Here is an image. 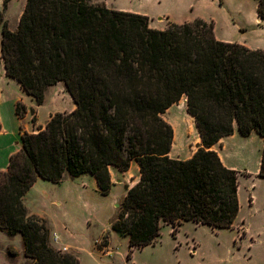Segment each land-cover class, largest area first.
I'll use <instances>...</instances> for the list:
<instances>
[{
  "label": "trees",
  "instance_id": "16d2710c",
  "mask_svg": "<svg viewBox=\"0 0 264 264\" xmlns=\"http://www.w3.org/2000/svg\"><path fill=\"white\" fill-rule=\"evenodd\" d=\"M256 2L264 21V0ZM0 54L6 76L37 105L57 82L75 104L51 114L37 132H24L21 148L0 171V230L21 235L33 264H79L49 243L46 218L22 202L38 178L58 183L64 174L89 173L105 196L109 166L126 171L135 160L139 180L110 221L111 230L128 238L129 260L133 248L156 242L163 223L173 236L185 221L233 227L237 171L211 149L220 138L235 129L242 136L256 131L264 177V49L219 40L213 20L159 29L146 15L104 2L26 0L16 29L1 27ZM182 97L201 139L186 160L168 155L173 129L161 116ZM14 109L20 118L27 111L21 101Z\"/></svg>",
  "mask_w": 264,
  "mask_h": 264
},
{
  "label": "rangeland",
  "instance_id": "374dc122",
  "mask_svg": "<svg viewBox=\"0 0 264 264\" xmlns=\"http://www.w3.org/2000/svg\"><path fill=\"white\" fill-rule=\"evenodd\" d=\"M92 1L106 2L110 9L146 15L153 19L151 27L159 29L166 27L169 17L188 20L199 16L214 21L218 39L264 49V23L263 29H257L255 21L256 0ZM8 5L9 1L6 6L3 1L0 4V39L2 25L8 27L9 18L14 22L19 14L15 9L18 2L11 4L9 12ZM55 85L53 90L63 84ZM4 88L13 94L17 92L12 82H5ZM26 113L32 130H36L34 110L28 111L27 108ZM161 116L179 124L177 128L181 126L188 130L191 139L197 135V127L186 112L184 97ZM234 132L236 138L229 135L221 138L225 146L219 150L227 166L237 171L239 212L232 228H211L188 222L180 228L178 226L173 236L172 227L163 223L156 242L133 248L128 260L127 237L110 228V221L121 207L122 201L115 199L120 195H101L91 185L82 188L81 181L77 180H68L57 186L48 183L37 187V193H31L33 209L59 228L62 242L71 245L66 250H62L65 247L62 245L59 250L75 255L79 264H220L229 256V250L240 259L246 257L252 264H264V177L258 175L263 139L256 131L248 136L240 135L237 129ZM180 138L177 137L176 147H180ZM242 233L244 237L240 238ZM239 242L241 247L237 250ZM0 264H33V260L25 256L23 244L21 248L18 242L0 231Z\"/></svg>",
  "mask_w": 264,
  "mask_h": 264
},
{
  "label": "crops",
  "instance_id": "0c3cea01",
  "mask_svg": "<svg viewBox=\"0 0 264 264\" xmlns=\"http://www.w3.org/2000/svg\"><path fill=\"white\" fill-rule=\"evenodd\" d=\"M2 1L3 0H0V4L2 3ZM14 1L18 2V6L15 9L18 10L19 14H18L16 20H14V22L11 21L10 18L8 20L9 21L8 22V28L12 31L15 30L14 29L15 26H17V24H18L19 17H20V15L24 9L26 0H10L9 5H8V12L11 9V4ZM198 17L199 16H194L193 18H190L188 20H174L173 18L169 17L168 20H169V22L182 23L184 21H191V20L198 18ZM255 18H256L255 21L257 23L256 24L257 29H263L262 24L264 23V21H262L257 16V13H256ZM149 19H150L149 20L150 26H153L152 25L153 19H151V18H149ZM156 28H158V27H156ZM214 32L216 34L215 28H214ZM219 40L231 42V40H225V39H219ZM239 43L247 46L243 42H239ZM247 47H249V46H247ZM249 48H251V47H249ZM251 49H256V48H251ZM5 82L7 84L9 82H12V84H14L16 86L17 92L13 94V93H10L9 91H7L4 88ZM57 84H63V85H59L60 87L58 88V90H55V89L53 90V88H55V86H56L55 84L49 86L48 90L46 91V94H45L44 102L41 105H37L35 103L34 99H32V97L30 95H28L19 86V84L17 83L16 80L6 76L4 65H3V60H2V58L0 59V124H1V130H0V171L1 172L6 171V169L8 167L10 156L13 153L17 152L21 148V146H22V144H21L22 133H24V132H28V133L37 132L39 130L38 129L39 127H41V128L44 127L45 123L48 121L51 114H54L55 112H64V111L70 112L75 108V104H74L71 96L64 89V83L63 82L62 83L57 82ZM17 101H21L23 104H25V106L28 108V111L34 110V112L36 114V120H37L36 130H32V125L30 124L29 118L27 116L28 112L22 118H20L15 113L14 107H15V103ZM173 105H175V104H172L166 110L171 109L173 107ZM42 112L44 113L43 116L41 115ZM191 118L193 119V117H191ZM164 120L173 129V139H172V144H171L170 150L168 152V155L174 159L186 160V159L191 158L193 156L194 152L201 145V139H200L198 130H197V135L193 139H191V137L188 135V130H185V128H182L181 126H179L177 128V126L179 124L177 125V123H173L172 121L167 120V119H164ZM193 122H194V119H193ZM194 124H195V122H194ZM179 131H180V133H179ZM181 133H183V134H181ZM180 136H181L180 147H178V146L176 147L177 137H180ZM229 137L230 138H236V132L229 135ZM222 141H223V139L220 138L216 143H214L211 146V149L214 150L215 152H217L221 162L225 166H227V164L223 160V156L219 152V150H221V147L224 148V146H225V145H222V143H223ZM230 168H232V167H230ZM108 169H109L110 180H111L112 185L110 187L109 193L105 196L113 195V197H116V195H120V198H115L116 201H117V199H119L118 202H120L123 200L124 196L126 195L127 190L129 188H131L133 185H135L139 180L140 172H139L138 163L135 160H132L128 170H126V171H121L113 165H110ZM68 180L81 181L82 188L86 187V185H91L97 192H99L98 186L96 183V179L92 175H90L89 173H83V174H80L79 176H76V177H70L67 174H64V176L62 177V179L58 183L38 178L36 180V182L26 191V193L22 197L23 204L25 205V207L27 208V210L30 213H35V214L40 213L39 211H36L35 209H33L34 203H32L33 195L31 193L32 192L34 194L37 193V187H42L43 184L50 183L53 186H57V185H60V184L67 182ZM38 215H40V214H38ZM40 216L45 218L44 215H40ZM46 220L48 222V227L50 230V239H51L50 244L56 249H60V247L62 245L65 246L66 249L69 246H71L70 244L62 242L61 237H60L59 228H57L53 224H50V222L47 218H46ZM188 222H191V221L183 222L179 226V228ZM194 224H196V223H194ZM63 229L66 230V227H63ZM2 232H4V231H2ZM9 237L13 238L16 242H18L20 244V247L22 248V244H23L22 243V237L19 233H16L14 235H9ZM54 237H56V240L54 239ZM240 242H241V240H240ZM240 242L238 243L237 250H239V248L241 247ZM220 264H252V263L246 257L240 259L239 257H237L236 253L229 250V256L226 258H223L221 260Z\"/></svg>",
  "mask_w": 264,
  "mask_h": 264
},
{
  "label": "built area",
  "instance_id": "2783aa9c",
  "mask_svg": "<svg viewBox=\"0 0 264 264\" xmlns=\"http://www.w3.org/2000/svg\"><path fill=\"white\" fill-rule=\"evenodd\" d=\"M54 239L56 240V237H54ZM62 250H66V247H63Z\"/></svg>",
  "mask_w": 264,
  "mask_h": 264
}]
</instances>
